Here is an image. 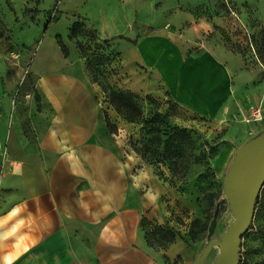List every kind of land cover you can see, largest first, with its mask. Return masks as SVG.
<instances>
[{"label":"crops","instance_id":"crops-1","mask_svg":"<svg viewBox=\"0 0 264 264\" xmlns=\"http://www.w3.org/2000/svg\"><path fill=\"white\" fill-rule=\"evenodd\" d=\"M88 27L119 48L134 93H167L194 111L208 110L201 114L214 126L228 123L229 133L248 107L264 105L262 85L246 88L253 71H241L222 48L199 49L189 39L198 25L139 39L133 31L112 37ZM68 49L65 56L58 44L48 46L34 72L33 109L9 113L18 79H8L15 63L0 47V264H199L204 248L184 238L166 248L150 244L143 221L163 223L164 195L175 192L126 151L122 130L134 125L112 110L108 118L121 129L110 133L99 88L83 76L74 45ZM237 153L230 144L214 158L219 178Z\"/></svg>","mask_w":264,"mask_h":264},{"label":"rangeland","instance_id":"rangeland-1","mask_svg":"<svg viewBox=\"0 0 264 264\" xmlns=\"http://www.w3.org/2000/svg\"><path fill=\"white\" fill-rule=\"evenodd\" d=\"M74 22L80 26L69 36ZM193 25L199 28L188 37L196 47L222 48L240 64L241 71L255 74L246 88L252 84L264 87V0H0V47L7 49L15 63L7 71L8 79H18L12 80L17 83L12 88L9 113L33 109L34 72L48 46L58 44L68 56L72 44L83 76L99 88L104 121L116 135L121 128L107 114L110 110L117 113L111 105L116 100L113 93L134 92L121 72L119 48L112 40H101L88 26L112 37H128L133 31L134 39H139L164 27L182 35ZM26 92L31 99L25 98ZM134 94L140 96L136 101L140 113L128 110L139 113L134 114V123L117 113L134 125L129 131L122 130L126 151L139 157L175 192V196L164 195L167 219L163 223L143 221L149 242L166 248L181 237L190 246L204 249L213 242L206 262L211 264L219 254L222 236L236 221L225 195L227 175L218 177L213 160L226 146L239 149L264 134V105L248 107V114L233 127L232 134L228 123L214 126L212 119L201 114L208 110L194 111L174 102L167 93ZM256 111H261L258 120L253 116ZM218 208L215 233L209 238ZM239 264H264V184L254 201L249 229L241 239Z\"/></svg>","mask_w":264,"mask_h":264},{"label":"water","instance_id":"water-1","mask_svg":"<svg viewBox=\"0 0 264 264\" xmlns=\"http://www.w3.org/2000/svg\"><path fill=\"white\" fill-rule=\"evenodd\" d=\"M264 184V134L238 149V153L225 178V195L236 218L231 229L222 236L220 251L211 264H239L242 236L248 231L254 201ZM219 208L209 228V238L215 233ZM213 242L204 249L199 264H205Z\"/></svg>","mask_w":264,"mask_h":264},{"label":"trees","instance_id":"trees-1","mask_svg":"<svg viewBox=\"0 0 264 264\" xmlns=\"http://www.w3.org/2000/svg\"><path fill=\"white\" fill-rule=\"evenodd\" d=\"M79 23H74L70 29L71 34L74 31V28L79 27ZM96 32V31H95ZM116 100L111 102V105L116 108L117 113L127 122L134 123V114L140 113V107L136 103L137 100H140V96L134 93H113ZM129 108H132L139 113H129Z\"/></svg>","mask_w":264,"mask_h":264},{"label":"built area","instance_id":"built-area-1","mask_svg":"<svg viewBox=\"0 0 264 264\" xmlns=\"http://www.w3.org/2000/svg\"><path fill=\"white\" fill-rule=\"evenodd\" d=\"M25 98L27 100H29V99H31V95L28 92H26ZM253 116H254L255 120H258L261 117V111H256Z\"/></svg>","mask_w":264,"mask_h":264}]
</instances>
